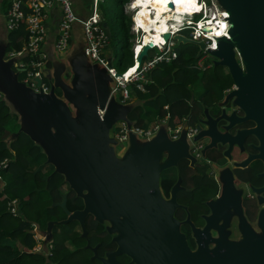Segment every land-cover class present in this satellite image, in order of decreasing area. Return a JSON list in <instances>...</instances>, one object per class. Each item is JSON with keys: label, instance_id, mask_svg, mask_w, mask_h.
I'll list each match as a JSON object with an SVG mask.
<instances>
[{"label": "water", "instance_id": "water-1", "mask_svg": "<svg viewBox=\"0 0 264 264\" xmlns=\"http://www.w3.org/2000/svg\"><path fill=\"white\" fill-rule=\"evenodd\" d=\"M212 1L219 10L229 14L226 17L228 35L214 38L216 48H206L205 41H195L182 34H174L172 39L177 46L196 45L197 59L204 50L212 55V64L225 68L234 84V88L226 92L223 103L231 98L233 108L238 107L247 116L255 118L260 126L264 125V0ZM81 7L83 13L72 1L74 14L83 20L89 13L84 12L83 5ZM76 24L80 25L81 37L77 39L74 35L75 41L65 62L53 55L55 47L51 55L44 51L46 62H52L53 74L51 78L49 70L42 69V75L34 78L38 90L18 80V72L13 69L16 56L4 60L8 35L0 39V93L18 116L19 124L18 131L9 138L17 137L19 132L27 134L45 155L44 163L39 164L34 173L42 170L45 164L52 165L53 172L63 175L70 190L83 201L81 210L70 212L66 194H63L58 206L67 218L47 222V235L45 230L41 233L47 237L54 225L78 220L85 234L84 218L91 213L100 222L116 219L124 239H133L126 249L121 247L120 240L119 247L107 254L110 259L124 252L138 264L168 254L174 259L187 253L191 257L176 228V220L172 218V203L165 201L159 193L161 172L176 165L189 151L190 143L184 133L186 124L177 140L169 138L167 122L147 140H140L129 130L124 155L116 160L112 147L119 140L111 135V130L118 121L125 122L128 129L135 124L128 118L135 103L122 104L115 97V78L109 75L105 66L91 63L85 52L84 28L78 20L72 24V34ZM170 36L166 32L163 38L167 41ZM151 48L150 44L143 47L136 58L138 68ZM65 63L69 64L71 72L69 80L62 77L66 72ZM107 66L111 67L110 60ZM116 75L121 74L117 72ZM43 77L49 80L48 91L40 87ZM56 88L61 91L60 95L56 94ZM251 98L254 103L249 108ZM205 113L210 117L207 110ZM261 145L263 153L258 157L264 158V141ZM129 228L139 234H130ZM46 237L43 246L48 242Z\"/></svg>", "mask_w": 264, "mask_h": 264}, {"label": "flooded vegetation", "instance_id": "flooded-vegetation-1", "mask_svg": "<svg viewBox=\"0 0 264 264\" xmlns=\"http://www.w3.org/2000/svg\"><path fill=\"white\" fill-rule=\"evenodd\" d=\"M233 88L232 81L222 99L207 106L210 117L200 112L194 119L190 114L180 124L170 126L180 135L186 124L184 133L191 148L186 157L161 172L159 193L172 203V218L191 257L187 253L174 259L168 254L148 258L143 264H264V158L258 157L263 153L264 125L233 108L231 98L225 102L230 105L224 106L225 94ZM201 96L197 92L194 98L199 101ZM249 102L252 108L254 100ZM42 222L37 224L40 232L47 224L45 221L42 228ZM73 222L82 228L78 220ZM91 222L97 223L88 213L84 218L86 237L94 236L88 228ZM116 222L103 220L97 241L85 242L90 244L85 264H138L125 252L112 259L107 255L119 247L120 240L123 249L133 240L124 239ZM78 231L83 234L82 229ZM129 232L139 234L131 228ZM73 245L66 244L75 249Z\"/></svg>", "mask_w": 264, "mask_h": 264}, {"label": "trees", "instance_id": "trees-1", "mask_svg": "<svg viewBox=\"0 0 264 264\" xmlns=\"http://www.w3.org/2000/svg\"><path fill=\"white\" fill-rule=\"evenodd\" d=\"M103 2L105 0L101 1ZM128 2L129 0L114 2L116 13L113 20L117 29L107 24L103 16L104 25H108L112 33L111 43L116 39L113 63L118 72H123L128 66L134 65L130 41L133 38L130 32L131 19L124 12ZM10 6L9 2L6 13ZM27 34L25 22H20L16 28L9 30L6 51H20ZM71 42L72 38L70 44ZM175 51L177 52L175 59L170 62H159L149 71L150 81L142 84L144 91L135 88L132 84L130 100L128 102L119 100L122 104L135 103L128 113V118L135 123L134 125L143 126L142 119L144 120L146 111L150 110L145 103L146 100L151 99L156 104V109H152L155 116H168L167 123L174 127L180 124L186 115L192 114L195 119L200 112L206 114L207 110L209 114L207 106L222 99L226 89L231 86V78L222 66L210 64V67L199 70L200 72L192 69V61L197 59L196 45H175ZM23 60H28L26 54ZM45 80L42 78L43 82H46ZM55 92L57 95L61 94L57 88ZM197 92L202 93L199 101L194 98ZM17 120L18 116L10 110L0 95V174L6 178V183L0 187V264H85L90 254V244L85 242L88 239L91 243L97 241L96 233L102 228L100 224L102 222L98 220L97 223L91 222V225H88L94 236L91 234L90 237H86L85 234L71 232L70 228L75 223L71 221L67 224L69 227L61 225L57 232L59 234L53 232L49 252L35 248L34 224H38L43 219L49 222L67 218L63 209L58 206L63 195L60 187L65 181L63 175L53 172V169L34 173L36 167L44 163L45 155L23 132H19L13 139L9 138L19 129ZM165 185L168 187L166 183ZM66 195V206L70 212L82 208L83 201L74 191L70 190ZM11 199L17 201L15 215L8 207ZM66 240L76 248L69 250ZM45 247L48 248L43 246L42 249L45 250Z\"/></svg>", "mask_w": 264, "mask_h": 264}, {"label": "built area", "instance_id": "built-area-1", "mask_svg": "<svg viewBox=\"0 0 264 264\" xmlns=\"http://www.w3.org/2000/svg\"><path fill=\"white\" fill-rule=\"evenodd\" d=\"M131 1V0H130ZM129 1V2H130ZM98 0H93L91 11L86 16L85 19L81 20L76 17L72 9V2L71 0H11V6L6 13V24L8 30H13L16 28L20 22H25L28 34L27 39L25 40L24 46L18 52L10 51L8 54L10 56H14L16 54H26L28 56V60L22 63L24 67V83L35 90H38L39 87L36 86L34 78L36 76L42 75V69L45 68L46 62V54L42 52V42L44 41L46 35V20L48 17V11L52 9L54 6H58L61 10V18L58 24V34L55 41V50L57 53L63 54L70 46V39L72 38V24L75 20L81 22L84 28V34L87 41V47L85 49L86 54L89 56L90 60L93 62H99L102 65L106 66V60L103 57V49L107 46L110 42V35L106 31L102 23L101 12L98 10L97 6ZM128 2V3H129ZM127 3V12L131 14V31L135 34V39L132 45V55L133 61L135 63L138 53L136 51L137 43L141 41V37L138 36L140 33L138 28L136 27V21L134 20L135 12L129 8ZM196 3L207 7H212L214 1L210 0V5L206 4V0H196ZM27 10V11H26ZM26 11V12H25ZM201 11V10H200ZM202 12V11H201ZM198 13V12H197ZM197 13H194L196 16L199 17ZM136 16V14H135ZM189 18V23L192 27H197L198 22H195L194 17L185 16V23ZM226 16L223 17L225 19ZM200 19H205V17L201 16ZM198 30L188 29L186 24L185 27L179 28L176 32L170 33V38L166 41L165 44L160 46H152L151 49L148 50L151 55H149V59L142 61L140 67L134 72L131 73L130 76L127 78L123 77V74L127 72L131 66L126 68L123 72H119L121 75L117 76L116 73L118 71H113L111 68H107L108 72L111 74L112 77L115 78L116 85L113 89V92H118V99L121 102H127L129 98V85L132 86L134 84L135 88L144 91L143 83L147 81L149 71L159 62H170L171 60L177 57V52L175 51V41L172 39L174 34H182L187 38H190L195 41L203 40L206 43V48H216L215 45L212 46V42L214 43V36L208 37H201L204 35L205 28H199ZM204 30V31H203ZM227 31V30H226ZM208 32V31H206ZM201 34V35H200ZM200 35V36H199ZM138 36V37H137ZM220 36V35H219ZM213 39V40H212ZM204 56H206V51H203ZM202 55V54H201ZM204 56L202 58H204ZM202 58H199L196 62L199 65H202ZM133 63V64H134ZM142 76L146 77L145 82H140L139 79H142ZM139 80V81H137ZM43 91L49 90V85L46 82H42L40 86ZM129 98V99H128ZM122 139L126 138V134L129 130L133 131L134 133L140 134L141 136H148L150 135V130H144L142 126L133 125L129 129L125 122H120L119 124ZM172 130V129H171ZM5 166V164H3ZM1 175V174H0ZM4 185L1 184L0 187ZM16 199L11 200L8 203V207L10 208L11 212L15 215L16 214Z\"/></svg>", "mask_w": 264, "mask_h": 264}, {"label": "bare ground", "instance_id": "bare-ground-1", "mask_svg": "<svg viewBox=\"0 0 264 264\" xmlns=\"http://www.w3.org/2000/svg\"><path fill=\"white\" fill-rule=\"evenodd\" d=\"M128 5L136 14V16L134 14L136 27L140 34H142L141 41L137 43V52H141L143 47L148 44L162 47V45L166 43L163 35L169 31L176 32L179 28L185 27V24L187 28L191 30H198V26H200V29L208 28L205 31L203 30L205 34H200L201 37L217 36L216 38H218L228 35L226 30L229 24L226 18L223 19V17H227L229 14L219 10L215 2L212 7L203 6V4L200 5L199 3L197 4L196 0H132ZM194 13L205 17V19H198L195 21L198 22L195 28L190 25L189 18L186 23L184 22L186 15L195 17L196 15ZM213 45H215V40L214 43L212 42V46ZM138 65L139 62L137 60L134 65L123 74V77L127 78L131 73H134ZM91 209L95 212L94 206H91Z\"/></svg>", "mask_w": 264, "mask_h": 264}, {"label": "rangeland", "instance_id": "rangeland-1", "mask_svg": "<svg viewBox=\"0 0 264 264\" xmlns=\"http://www.w3.org/2000/svg\"><path fill=\"white\" fill-rule=\"evenodd\" d=\"M86 1L87 0H82V2L85 4L86 3ZM114 2H115V0H105V2H103V3H101V1L99 0L98 2H97V6H98V10L100 11V12H102V14H103V16L105 17V20H106V23L108 24H110V25H112V27H113V29H117V25L115 24V21L113 20V17L115 16V13H116V9H115V6H114ZM88 4V3H87ZM206 4L207 5H210V0H206ZM91 0H89V5H88V7L87 6H84V8L86 9H84L85 10V12H88V13H90V11H91ZM112 5H113V7H112ZM78 10H79V12L80 13H83V7H81V5L79 4L78 5ZM104 11V12H103ZM124 12H127V6H125V9H124ZM128 13V12H127ZM202 15H199V17L198 16H195L193 19H195V21H197L198 19H200V17H201ZM184 24V23H183ZM131 32V31H130ZM132 34V33H131ZM134 36V35H133ZM138 36L139 37H141V34L139 33L138 34ZM137 36V37H138ZM111 37V36H110ZM134 39H135V36H134ZM134 39L133 38H131L130 39V41L131 42H134ZM116 40V39H115ZM115 40H113L112 41V45H111V48H113V49H115V44H116V42H115ZM24 46V45H23ZM22 46V47H23ZM149 55H151L150 54V52L148 53V51H147V57H145L142 61H145V60H148L149 59ZM204 56V53L202 52V55H201V57L200 58H202ZM213 60H214V57L212 56V55H210V54H208V53H206V56H204V58H202V65H199L198 64V62H196L197 61V59H195V60H193L192 61V69L193 70H195V71H202V70H204V69H206V68H208V67H210V64H212V62H213ZM95 63H99V62H95ZM101 64V63H100ZM19 65H21L22 66V63H20V64H18L17 66H19ZM102 65V64H101ZM102 66H104V65H102ZM23 68L24 67H22V70H23ZM226 70V69H225ZM199 71V72H200ZM121 72V71H120ZM23 74H24V72H23ZM148 81H150L149 80V78H147V81H146V83L148 82ZM21 82H23L24 83V78L21 80ZM129 89H131V86L129 85ZM228 89H230V87L228 88ZM114 93V92H113ZM118 92H115L114 93V95H115V97L116 98H118ZM130 92H129V98H131V96H130ZM128 98V99H129ZM224 104V106H227L228 104L230 105V103H223ZM156 109V108H155ZM154 109V110H155ZM154 110H152V111H149V110H147L146 111V113H145V116H144V120L142 119V123H143V128H144V130H150V135H148V136H141L140 134H137L136 133V135H137V137L140 139V140H147V139H149V138H151L152 136H154V134L157 132V130L160 128V126L161 125H165L166 124V122H167V118H168V116H163V117H159V116H155V113H154ZM150 119V120H149ZM119 124H120V122L118 121V122H116L114 125H113V128H112V130H111V135L115 138V139H117V140H119V143L116 145V146H113L112 147V150H114L115 149V151H114V158L116 159V160H119L120 158H122L123 157V155H124V148H125V142H126V140H127V138H128V133L126 134V138L125 139H122L121 137H120V135H121V130H120V126H119ZM172 128L169 126L168 127V136H169V138L171 139V140H177V139H179V137H180V135H179V133L178 132H174L173 130H174V128L171 130ZM191 145H189V148H188V150L191 148L190 147ZM124 150V151H123ZM46 165H49V164H46ZM49 166H51V165H49ZM48 170H52V169H48ZM48 170H45V171H48ZM5 177V176H4ZM3 176H2V174L0 175V186H1V184H5L6 183V178H4ZM60 189L62 190V191H65V192H67V191H69L70 190V186L68 185V183H64V184H62L61 185V187H60ZM11 200H14V199H11ZM10 200V201H11ZM9 201V202H10ZM43 220H45V219H43ZM46 221V220H45ZM45 221L44 222H42V221H40L39 223H41L42 222V225H41V227L42 228H44L45 227ZM59 221H61V220H59ZM47 223V222H46ZM110 224H113V221L111 220L110 222H109ZM68 223H66V224H63V225H65V227H69L68 225H67ZM62 225V224H61ZM61 225H59V224H56L55 226V228H54V230H51L50 232H49V234H48V236L46 237V235H47V232H46V229H47V224H46V228H45V233H46V235H44L43 233H41L40 232V230H38L37 229V224H35L34 225V227H33V232H34V235L36 236V238L38 239L37 241H36V246H35V248L36 249H42V240H41V237H43V240H45V237H46V241H48V243L45 245V246H48L49 245V243H50V246L52 245V235H53V232H56V234H59V233H57L58 232V229H60V227L59 226H61ZM71 226V225H70ZM71 232H77V233H79L80 231H78L79 229H81L78 225H76L75 223L73 224V226H71ZM57 230V231H56ZM54 236V235H53ZM65 243L66 244H72L71 242H69L68 240H66L65 241ZM50 246H49V248H50ZM49 248H46L45 250H43L44 252H48L49 251ZM68 248V247H67ZM73 248H76L75 247V245H73ZM69 250H74V249H71V248H68Z\"/></svg>", "mask_w": 264, "mask_h": 264}, {"label": "crops", "instance_id": "crops-1", "mask_svg": "<svg viewBox=\"0 0 264 264\" xmlns=\"http://www.w3.org/2000/svg\"><path fill=\"white\" fill-rule=\"evenodd\" d=\"M10 1L11 0H0V39L1 38H5L6 35H8V32H9V30L7 28V24H6V16H5V14H6V11L8 9V3ZM72 1L74 3L76 2L77 3V6L80 4V5H83V6H87L88 7V5H89V0H87L85 4L82 2V0H72ZM92 3H93V0H91V5L90 6H92ZM60 18H61V10H60V8L58 6H54L52 9H50L48 11V17H47V20H46V35H45L44 41L42 42V49H43V51H45L49 55L52 54V49L55 47L54 44H55L56 37H57V34H58V24H59ZM104 27L106 28V31L108 32V34L110 36H112V33L110 31V27L108 25H106ZM79 32H81L80 25L79 24H76L74 26V28H73V34H72V42H71V44L73 43V41H75L74 35H75V38H77V39H79L81 37V35H80ZM71 44H70V46H71ZM23 45L24 44H22V46ZM111 45H112V43L110 41L109 44L104 47V49H103V57L106 60V66H105L106 69L107 68H111L113 71H116V69L114 67V63H113V55H114L113 52H114V49L111 48ZM70 46H69V48L63 54L57 53L56 50H54V53L55 54H53V55L58 60L65 62L66 61V55H67V53H68V51L70 49ZM8 52H10V51H6L5 52V54H4V60H7L9 58H13L14 56H16V57H14V58H16V62L13 64V69L18 72V80L21 81L24 78V74H23L22 67H19L17 65L20 64V63L25 62V60H23V57H25V54L18 55V56L17 55L10 56L8 54ZM108 60L111 61V67H108L107 66ZM91 63H95V62L91 61ZM45 65H46L45 68H47L49 70V72L51 74V78H52V74H53V65H52V62L49 60L48 62H46ZM68 65L69 64L65 63L66 72L64 73V75H62V77L65 80H69L70 77H71V72H70V68L68 67ZM45 74H46V72H44V76H45ZM109 75L111 76L110 73H109ZM140 76L142 78V79H139L140 82L141 83L142 82H145L144 80H145V78H147V76L144 77V76H142V74H140ZM139 80H137V81H139ZM45 81L50 86L49 80L46 79ZM0 95H1V93H0ZM145 103L147 104V106L150 107V110L149 111H152V109H154L156 107V104L151 99L146 100ZM49 165H46L45 164L42 170L45 171V170H48V169H53V166L52 165L49 166ZM80 226L82 227L81 229H82V232H83V226L81 224H80ZM55 227L56 226L54 225L53 228H52V230H54ZM59 227H61V226H59ZM38 228H40V227L37 225V229ZM41 240H42V247H43V243H44L43 237H41Z\"/></svg>", "mask_w": 264, "mask_h": 264}, {"label": "clouds", "instance_id": "clouds-1", "mask_svg": "<svg viewBox=\"0 0 264 264\" xmlns=\"http://www.w3.org/2000/svg\"><path fill=\"white\" fill-rule=\"evenodd\" d=\"M99 1V0H98ZM100 1H103V0H100ZM130 1V0H129ZM127 5V4H126ZM126 14H128L129 16H130V19H131V14L130 13H127V12H125ZM101 17H102V23H103V21H104V18H103V14H102V12H101ZM131 24H132V20H131ZM103 25H104V23H103ZM105 26V25H104ZM130 31H131V27H130ZM131 33L135 36V34L131 31ZM134 36H133V39H134ZM132 45H133V42H132ZM131 49H132V46H131ZM131 52H132V50H131ZM132 57H133V55H132ZM133 63H134V61H133Z\"/></svg>", "mask_w": 264, "mask_h": 264}]
</instances>
